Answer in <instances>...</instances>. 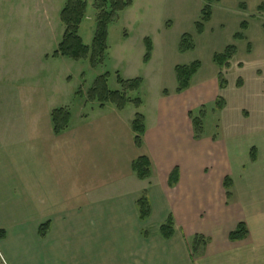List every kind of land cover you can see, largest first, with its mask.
I'll list each match as a JSON object with an SVG mask.
<instances>
[{
	"label": "crops",
	"instance_id": "1",
	"mask_svg": "<svg viewBox=\"0 0 264 264\" xmlns=\"http://www.w3.org/2000/svg\"><path fill=\"white\" fill-rule=\"evenodd\" d=\"M188 90L161 104L160 123L153 127L146 119L138 147L135 114L126 117L125 110L109 105L78 122L72 114L70 127L57 135L51 119L59 105L56 95L42 84L19 86L21 123H0V243L7 259L12 264H195L213 258L219 264H264V203L246 206L237 198L234 178L227 203L224 170L207 176L205 151L192 143V123L183 117L195 101L185 95ZM142 155L152 164V175L144 180L133 170ZM175 170L177 181L171 184ZM144 191L152 207L145 221L137 205ZM216 194L222 197L218 202ZM170 217L174 234L166 238L160 227ZM240 222L248 234L231 240ZM151 224L159 225L160 235L146 230ZM198 233L210 241L193 258L191 242Z\"/></svg>",
	"mask_w": 264,
	"mask_h": 264
},
{
	"label": "rangeland",
	"instance_id": "2",
	"mask_svg": "<svg viewBox=\"0 0 264 264\" xmlns=\"http://www.w3.org/2000/svg\"><path fill=\"white\" fill-rule=\"evenodd\" d=\"M66 1L0 0V123L7 119L21 123L18 88L34 84H42L56 95L58 107H68L78 122L100 106L87 101L86 96H77L76 91L82 89L86 93L95 79L105 73H110L109 87L120 89L119 73L126 79H144L139 90L128 93L132 98L140 97L142 106L138 109L130 103L124 115L130 117L141 112L154 127L160 123L161 104L170 102L176 95V66L199 60L200 69L185 93L189 97L194 95L192 101H195L184 108L183 117L192 123L188 113L198 116L204 109L205 135L195 142L191 134V141L205 151L208 177L224 170L226 176L234 178L237 198L246 206L264 203V0L212 2L213 15L202 32L196 26L207 0H133V5L120 12L109 25L107 56L97 67H92L88 59L77 61L52 56L65 30L61 10ZM241 1L247 4L246 10L240 8ZM94 2L87 0L80 27L88 45L92 44L97 27ZM243 21L248 22L246 30L241 28ZM238 32L245 38H235ZM184 33L192 34L193 49H179ZM147 37L152 39L154 49L151 60L145 63ZM231 45L236 47V52L230 65L220 67L214 55ZM220 72L227 81L223 89L219 85ZM219 98L225 102L222 109L216 106ZM108 108L117 109L114 105ZM253 146L259 150L255 161L251 158ZM195 156L196 149L191 151L192 159ZM233 188L234 182L231 188L234 194ZM232 196H227V203ZM219 199L222 197L216 194L215 202ZM146 230L160 235L157 224ZM3 250L0 243V264H12ZM212 260L194 262L219 264Z\"/></svg>",
	"mask_w": 264,
	"mask_h": 264
},
{
	"label": "trees",
	"instance_id": "3",
	"mask_svg": "<svg viewBox=\"0 0 264 264\" xmlns=\"http://www.w3.org/2000/svg\"><path fill=\"white\" fill-rule=\"evenodd\" d=\"M219 2L221 0H207V4L202 9V16L200 21L197 22V31L202 32L205 27V23L211 20L213 15L212 2ZM133 5V0H95L94 7L98 11L97 15V27L95 35L91 45L84 42L81 34L80 27L85 17L87 10V0H67L63 9L61 10V20L65 25V30L58 47L53 52L54 58L67 57L73 60L88 59L92 67H97L104 63L107 50H108V36L109 25L113 23L120 12ZM240 8L246 10L247 4L240 2ZM248 22L243 21L241 23L242 30H246ZM235 38H245L243 33L238 32L235 34ZM146 53L143 57V61L148 63L152 58L154 49L153 41L151 38H145ZM193 36L190 33H184L182 35L179 49L181 51H187L194 48ZM236 52L234 45L228 46L223 53H216L214 55V61L220 66H229V62ZM201 66V61L195 60L190 64H179L176 66L177 87L175 92L177 94L183 93L188 90L192 84L193 77L197 74ZM110 73H105L97 77L88 89L86 93L82 89L76 91L77 96L87 97L89 102H97L100 107L106 105H114L118 110H124L128 104L132 103L136 108H140L143 101L140 97L132 98L129 96V92L137 91L141 88L144 79L142 77L126 79L119 73L117 74V80L120 84V89H111L108 85V77ZM226 79L223 76V72L219 74L220 88L226 87ZM168 94V91H165ZM224 100L218 99L216 106L218 109L224 107ZM204 109L200 111L198 116H194L190 112L192 118V125L194 131V138L196 140L201 139L205 135ZM51 119L55 134L59 135L65 132L71 125L72 112L66 106L54 108L51 111ZM132 128L135 133V142L138 147H142L143 138L146 132V117L141 112H136L132 121ZM251 158L256 160L257 148L255 146L251 149ZM133 170L137 176L144 180L150 178L152 175V164L150 159L142 155L133 162ZM177 170L171 179V184H175L177 181ZM233 180L230 176H226L224 180V186L227 189V196L231 197V188ZM137 205L140 212V218L145 221L151 216V203L146 191H144L142 197L137 201ZM175 222L173 217L167 219L160 227L161 233L164 237L170 238L174 234ZM47 224L42 225L41 234H46ZM248 234V228L245 222H240L236 229L230 233L231 240H241ZM210 238L203 234H196L191 242L193 256L202 255L208 245Z\"/></svg>",
	"mask_w": 264,
	"mask_h": 264
}]
</instances>
